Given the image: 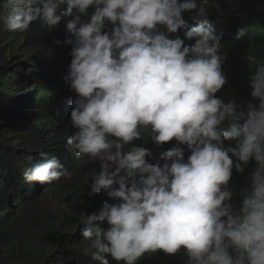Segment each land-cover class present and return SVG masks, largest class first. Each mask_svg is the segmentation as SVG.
Wrapping results in <instances>:
<instances>
[{"label":"clouds","instance_id":"obj_1","mask_svg":"<svg viewBox=\"0 0 264 264\" xmlns=\"http://www.w3.org/2000/svg\"><path fill=\"white\" fill-rule=\"evenodd\" d=\"M233 1L0 0V68L35 45L66 63L57 106L79 163L27 156L35 194L18 214L79 235L74 264H264V64L245 77L252 102L226 96L229 74L256 62L239 55ZM253 159L250 184L236 182ZM72 172L81 210L43 211Z\"/></svg>","mask_w":264,"mask_h":264},{"label":"trees","instance_id":"obj_2","mask_svg":"<svg viewBox=\"0 0 264 264\" xmlns=\"http://www.w3.org/2000/svg\"><path fill=\"white\" fill-rule=\"evenodd\" d=\"M230 6L238 10V25L247 30L239 55H252L256 62L229 74L226 96L252 102L245 77L248 71L255 72L257 64H264V0H236ZM229 43L238 44L232 40ZM65 66L59 54L44 52L35 45V53L29 58L0 68V211L7 210L0 217V264H74L82 249L79 235H54L59 223L54 217H48L44 224L38 210L18 214L35 194V188L26 186L21 177V170L29 166L27 156H32L34 163L40 152H47L68 167L79 163L66 145V124L57 106L58 99L65 95L58 83ZM235 143L226 138L223 146L234 147ZM244 167L243 173L234 170L235 181L250 184L255 160ZM83 172L90 170L85 168ZM182 256L188 262L184 249ZM144 263L159 264L154 258Z\"/></svg>","mask_w":264,"mask_h":264},{"label":"rangeland","instance_id":"obj_3","mask_svg":"<svg viewBox=\"0 0 264 264\" xmlns=\"http://www.w3.org/2000/svg\"><path fill=\"white\" fill-rule=\"evenodd\" d=\"M19 44L20 40L14 41L10 57L17 52ZM91 159L101 165L98 159ZM73 183H77V174L75 172L70 173V176L61 185L42 194L37 199L38 206L43 211L53 215H57L60 212L62 214H67V212L72 215L76 214L84 204L85 192L83 183H78L77 187H72Z\"/></svg>","mask_w":264,"mask_h":264}]
</instances>
